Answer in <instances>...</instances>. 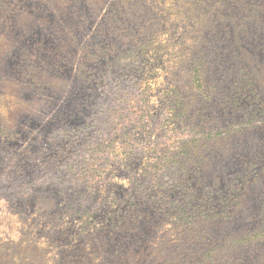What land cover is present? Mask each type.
Masks as SVG:
<instances>
[{"label":"rangeland","instance_id":"rangeland-1","mask_svg":"<svg viewBox=\"0 0 264 264\" xmlns=\"http://www.w3.org/2000/svg\"><path fill=\"white\" fill-rule=\"evenodd\" d=\"M0 264H264V0H0Z\"/></svg>","mask_w":264,"mask_h":264}]
</instances>
